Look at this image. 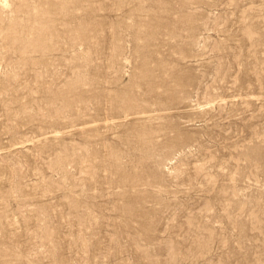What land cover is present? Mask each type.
Wrapping results in <instances>:
<instances>
[{
	"label": "rangeland",
	"instance_id": "1",
	"mask_svg": "<svg viewBox=\"0 0 264 264\" xmlns=\"http://www.w3.org/2000/svg\"><path fill=\"white\" fill-rule=\"evenodd\" d=\"M0 264H264V0H0Z\"/></svg>",
	"mask_w": 264,
	"mask_h": 264
}]
</instances>
